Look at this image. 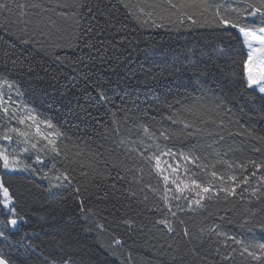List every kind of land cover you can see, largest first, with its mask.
I'll return each mask as SVG.
<instances>
[{
	"label": "trees",
	"instance_id": "1",
	"mask_svg": "<svg viewBox=\"0 0 264 264\" xmlns=\"http://www.w3.org/2000/svg\"><path fill=\"white\" fill-rule=\"evenodd\" d=\"M19 2L23 3L24 0ZM43 2L46 7H55V4L49 5L47 0ZM73 2L68 0L69 4ZM126 2L135 5L138 0ZM80 3L82 7L55 9V12L68 11L70 15L75 12L80 20L73 47H48L44 37L24 43L27 36L22 39L16 27H4L0 23V73L16 80L24 92V100L39 111L54 116L62 130L84 150L85 156L82 159L85 160V166H64L70 170V174L75 177L74 182L81 188L85 210L100 209L97 217L85 219L80 214V205L74 199L71 188L61 189L55 194L46 191L48 181L42 175L48 171V167L43 168L41 175L25 173V183L39 198L31 209L34 213V227L25 229L32 243L40 245L33 261L39 264V252H43L44 256L49 254V237L44 233H51L54 227L60 226L68 216H72L70 235L76 258L83 257L88 264H220L215 251L217 245L210 240L190 243V238L183 235L179 224L175 225L176 231L173 233L162 231L163 226H154V222L163 216L153 207H159V201L147 189L141 192L144 185L133 183L131 175L117 166L121 160H125V155L124 149L116 141L126 136L131 128L132 120H124L123 109H131L133 101L142 112L133 110L131 117H140L149 126L170 128L177 132L183 126L169 121V115L179 114L185 119H192L184 111V106L207 104L211 107L223 104V112L227 115L221 113L224 119L222 127L217 121L216 125L208 126L198 136L188 137L176 147L198 144L202 151L207 152L212 149L223 152L231 147L234 151L229 154V158L257 162L264 160V144L255 139V136H264V105L259 101L236 96L237 81L230 83L225 78L234 67L239 74L238 65L242 57L231 51L228 56H216L213 49L218 41L216 33L210 28L173 26L167 22H164V27H141L131 18L121 0H80ZM89 6L93 9L91 13L88 12ZM55 12L46 15L58 19ZM101 13H109L117 21L115 27H109L106 17ZM58 22L63 23L69 31L73 28L71 21ZM121 23L125 28L113 36ZM100 25H104L103 32L99 31ZM121 34L135 37L134 44L131 47L126 43L117 44ZM89 40L93 41L92 49L86 47ZM110 40L116 47L107 43ZM220 43L227 47L226 41ZM100 48H107L106 57L112 59H106L104 63L96 60L87 67L75 65L73 68H69L67 62L61 63L56 59H75L89 54L96 57L98 54L95 49ZM5 51L12 53L13 60L19 56L23 65L14 68L10 62H5ZM115 57H120V60ZM229 57H235L237 65L234 66ZM189 61H194L195 67ZM141 66L152 69L153 73L159 72L161 68L167 70L157 80H152L150 76H145ZM173 66L178 71H173ZM77 71L88 72L91 83L82 78L72 79ZM97 80L106 82V88L117 83L121 86L116 92L109 88L110 103H100L96 97L92 83ZM125 91L128 96L124 95ZM87 93H92L96 99L85 100ZM81 108L90 114L87 121L82 119L84 114ZM143 112L147 116H143ZM153 117L155 121L151 119ZM116 128H119V134ZM246 130H251L254 136L247 135ZM220 136H223V141L214 143L220 140ZM132 138L136 139L135 135ZM255 148H261L262 151L257 153ZM89 152L97 154L95 169L87 166ZM22 158L33 167H41L34 162V156ZM57 167H61V164L58 163ZM96 169L110 172L111 175L101 179L94 174ZM82 172L88 175H82ZM145 183L155 186L157 180L155 177L148 180L146 175ZM145 194L148 195L147 201L143 199ZM262 207L259 204L249 205L245 201H236L234 207L233 204L221 202L210 205L203 213L186 211L180 215V219L186 222L191 231L206 224L223 223L227 231L239 234L241 220L237 213L244 214L246 208ZM225 215L236 223L228 225L226 221H220L219 217ZM41 216L45 219L41 220ZM126 219L133 220L134 224L131 227L125 225L123 221ZM252 219L253 224L249 225L253 228L251 235L256 239H264V231L255 227L256 221L264 219V213H258ZM98 222L104 223L106 230L98 229ZM113 235L122 241L120 246L112 244ZM13 239H19V234L13 236ZM193 246L195 252L189 250Z\"/></svg>",
	"mask_w": 264,
	"mask_h": 264
},
{
	"label": "snow or ice",
	"instance_id": "2",
	"mask_svg": "<svg viewBox=\"0 0 264 264\" xmlns=\"http://www.w3.org/2000/svg\"><path fill=\"white\" fill-rule=\"evenodd\" d=\"M47 3L55 4V7H46L43 0H24L23 3L19 0H0V23L4 27H16L21 32L22 39L27 36L24 43L44 37L45 43L51 48L75 46L73 41L80 24L77 14L73 12L70 15L68 11L55 12V9L82 7L80 0H74L72 4L68 0H47ZM121 3L141 27H164V22H167L173 26L207 27L214 30L218 41L213 49L216 56H228L231 51L242 57L238 65L239 74L234 67L225 77L230 83L237 81L234 94L264 105V0H138L135 5L121 0ZM92 10L89 6L88 12L91 13ZM50 12H55L58 19L46 15ZM101 14L106 17L109 27H115L117 21L109 13ZM58 20L71 21L72 30L69 31ZM124 28L121 23L113 36L121 33ZM103 29L104 25H100L99 31L103 32ZM224 41L227 42V47L220 43ZM134 42L135 37L129 38L121 34L116 43H126L131 47ZM107 43L113 48L116 47L111 40ZM86 47L92 49L93 41L89 40ZM95 51L98 54L96 57L89 54L75 59H56L61 63L67 62L69 68L75 65L87 67L96 60L104 63L106 59H112L106 57L107 48ZM3 55L5 62H10L14 68L23 65L19 56L13 60L12 53L5 51ZM229 58L234 66L237 65L235 57ZM115 59L120 60V57ZM189 64L195 67L194 61H189ZM141 70L146 77L157 80L167 69L161 68L159 72L153 73L152 69L141 66ZM173 71L178 69L173 66ZM79 78L89 81V73L77 71L72 79ZM105 83L97 80L92 83V88L99 102L106 104L111 102L109 88L116 92L121 86L117 83L106 88ZM124 95L129 94L125 91ZM96 97L87 93L84 99L94 100ZM168 107L172 106L169 104ZM224 108L223 104L211 107L207 104L184 106V111L192 119H185L179 114L167 117L169 121L183 126L177 132L170 128L149 126L142 118L131 117L133 110L142 112L140 106L133 101L131 109H123L124 120L131 119L132 124L128 134L116 141L124 149L125 155V160H121L117 166L131 175L133 183L144 185L141 192L147 189L156 195L160 206L153 207L157 212L163 213V216L154 222V226H163L162 231L173 233L176 231L175 225L179 224L183 235L190 238V243L210 240L217 245L215 251L220 264H264V239H256L251 235L253 228L249 227L253 224V217L264 213V207L246 208L244 214L237 213L241 220L239 234L227 231L223 223L206 224L191 231L186 222L180 219V215L186 211L203 213L210 205L221 202L233 204V207L236 201L264 206V160L257 162L229 158V154L234 151L231 147L223 152L217 149L202 151L198 144L176 147L188 137H196L208 126L216 125L217 121L222 127L224 119L221 118V113ZM81 111L84 114L82 119L87 121L90 114L86 109L81 108ZM223 114L227 115L226 112ZM143 116H147V113L143 112ZM151 119L155 121L154 117ZM55 120L54 116L39 111L24 100V92L16 80L0 73V264H35L33 257L40 248V245L32 243L29 232L25 231L34 227V213L31 209L39 201L25 183V173L41 175L43 168L48 167V171L42 175L48 181V193L55 194L61 189L71 188L74 199L80 205L81 216L85 219L95 218L100 213L99 208L85 210L81 188L74 182L75 177L70 174V170L64 166H85V160L82 159L85 152ZM115 131L119 134V128ZM246 132L247 135L254 136L251 130ZM133 135L136 139L132 138ZM255 139L264 144V136H255ZM220 141H223V136L214 143ZM208 147L211 148V145ZM254 151L260 153L262 149L255 148ZM24 156H34V162L41 167H33L28 160L22 158ZM88 156L90 160L87 166L95 169L97 154L89 152ZM45 160L48 161L47 164ZM58 163L61 167H57ZM81 174L88 175L83 172ZM94 174L101 179H107L111 175L110 172H101L98 169ZM146 175L148 180L155 177L157 184L154 186L152 183H145ZM112 187L115 188V184ZM132 194L135 195V192ZM143 199L147 201L148 195L145 194ZM227 211L226 209L225 212ZM40 219L44 220L45 217L41 216ZM219 219L226 221L228 225L236 223L226 215ZM72 223L73 217L68 216L51 233H44L49 237L50 250L47 256L39 252V264H88L83 257L76 258L70 235ZM123 223L131 227L134 221L126 219ZM255 227L264 231V219L256 221ZM97 228L106 230L105 224L100 222L97 223ZM17 234L19 239L14 240L13 236ZM112 244L120 246L122 241L113 235ZM189 250L195 252V246Z\"/></svg>",
	"mask_w": 264,
	"mask_h": 264
}]
</instances>
